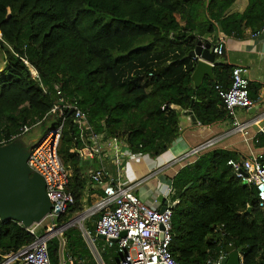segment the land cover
Instances as JSON below:
<instances>
[{
    "label": "trees",
    "instance_id": "16d2710c",
    "mask_svg": "<svg viewBox=\"0 0 264 264\" xmlns=\"http://www.w3.org/2000/svg\"><path fill=\"white\" fill-rule=\"evenodd\" d=\"M235 1L0 0V142H10L25 124L47 122L58 89L69 101L78 100L96 131L151 157L179 137L182 110L191 109L201 124L227 117L216 86L230 88L234 66L216 63L215 78L195 88L197 59L190 52L202 35L215 33V22L225 35L238 36L264 25V0H248L243 12L227 14ZM258 89L250 83L251 98ZM59 123L56 118L52 126ZM86 134L74 115H67L59 153L70 169L68 190L75 204L64 221L84 210L92 185L84 174L90 160L73 151L84 147ZM238 157L232 150H209L172 178L177 204L170 249L181 264H208L227 245L242 249L244 264H264V214L256 187L228 165ZM89 218L86 226L95 235L99 213ZM62 238L48 242L52 264H62L61 251L73 264H97L78 226L67 228ZM34 240L20 222L0 219V262Z\"/></svg>",
    "mask_w": 264,
    "mask_h": 264
},
{
    "label": "built area",
    "instance_id": "2783aa9c",
    "mask_svg": "<svg viewBox=\"0 0 264 264\" xmlns=\"http://www.w3.org/2000/svg\"><path fill=\"white\" fill-rule=\"evenodd\" d=\"M0 40H2L1 31ZM225 44V37L219 39L212 45V52L218 56L222 55ZM24 61L29 65L33 76L39 78L38 71L27 60ZM231 81L230 88L217 85L216 89L229 116L234 119V124L242 128L237 121V109L252 108L254 105L249 95L250 81L247 68L241 65L235 66L231 73ZM44 90L46 91L45 88ZM57 97L58 102L53 105L44 119L55 115L60 123L49 128L46 134L33 145L28 159L30 169L40 174L45 180L46 191L53 204L52 210L40 224L26 228L35 236V240L19 251L4 256L0 264H52L48 242L55 236L62 238L64 231L76 224L79 225L91 249L97 254L100 253L97 247L98 235L105 236V245L102 250L114 249L118 255L117 264H181L170 249L173 240V208L177 204V200L173 199L172 182L165 190H161L164 196L163 202L159 201V195L152 202L142 200L135 191L141 181L127 184L120 170L117 178L112 177L106 171L102 161L108 149L113 151V159L118 168L122 166V157H127L130 162H138L142 157L149 155L132 151L119 137L107 136L104 132L96 131L87 113L79 107L77 99L69 101L60 89L57 90ZM67 115H74L78 124L87 133L84 147L73 151H77L84 161L97 158L101 162L87 174L89 182L96 189L98 187L103 190L100 200L86 211L92 215L99 213L95 235L84 224L83 215L86 212L75 216L70 221L61 220L68 215L75 204L74 195L68 190L70 169L59 153ZM32 127L29 124L23 125L20 133L13 136L10 141L25 135ZM260 133L264 134V128H261ZM7 142L2 141L0 145ZM197 152L193 151V153ZM228 165L241 181L256 187L258 208L264 214V152L230 159ZM163 206L166 207L164 211L161 210ZM43 223H45L43 227L45 231L39 235L37 231ZM225 255L226 252L217 260L209 259L208 264H217ZM69 261L73 264L72 260ZM62 264H65V261ZM240 264H244L242 257Z\"/></svg>",
    "mask_w": 264,
    "mask_h": 264
},
{
    "label": "crops",
    "instance_id": "0c3cea01",
    "mask_svg": "<svg viewBox=\"0 0 264 264\" xmlns=\"http://www.w3.org/2000/svg\"><path fill=\"white\" fill-rule=\"evenodd\" d=\"M206 1L208 3L209 0ZM247 6L248 0H236L227 11V14L241 13ZM215 24L217 29L213 35L204 34L200 38L203 43L210 42L213 45L219 39L225 37V50L222 55H216L215 63H213L214 67L216 63L222 61L234 67L241 65L247 68L250 83L259 88L256 99L252 98L254 105L252 108L237 109V121L242 125L243 129L235 125L234 119L229 115L212 124H201L197 118L196 122L193 121L189 114L191 109L182 110L179 137L173 141L165 153L158 157H151L148 154L149 156L142 157L138 162H130L127 160V157H122V166L118 168L113 159V151L108 149L102 164L112 177L117 178L120 170L122 178L127 184L137 181H141L140 184H143L145 181L147 183L150 181L156 182V186L150 185L152 188L151 192L146 196L138 190L140 185L137 186L135 190L136 194L138 191L139 195L143 198L139 197L144 201L152 202L159 195V201L163 202L164 196L161 190H165L171 185L172 178L182 166L193 161L203 152L217 148L227 149L236 151L239 154L238 158L249 156L251 153L264 152V145H261V137H264V134L260 133L261 128H264V25L255 30L246 28L243 34L238 36L236 34L225 35L218 23L215 22ZM194 62L195 60L191 61V63ZM205 78L210 77L205 76L202 83ZM193 100L195 102V98ZM37 139L32 138V140L28 141L34 145L40 140ZM193 151L198 152L193 153ZM100 163V160L97 158L90 160L86 164L87 168L84 170L85 176L88 178L87 174L90 169H95ZM99 192L102 194H99ZM102 195L103 190L101 188L97 187L96 189L93 185H90L85 191L84 206L89 201L93 203L94 200L95 202L100 200ZM85 241L87 242L86 239ZM87 245L97 264H117L118 255L114 249L107 248L102 250V247L105 245V239H97L100 255L91 249L88 242ZM61 261L62 263L64 262L62 259Z\"/></svg>",
    "mask_w": 264,
    "mask_h": 264
},
{
    "label": "water",
    "instance_id": "95a60500",
    "mask_svg": "<svg viewBox=\"0 0 264 264\" xmlns=\"http://www.w3.org/2000/svg\"><path fill=\"white\" fill-rule=\"evenodd\" d=\"M190 56L197 59L192 73L195 88L202 84L205 76L215 78L213 63L216 55L212 52L210 42L203 43L199 40ZM189 114L196 122L191 110ZM32 147L31 142L24 141L21 137L0 145V219L20 222L26 228L40 224L53 207L44 178L33 172L28 165ZM165 208L163 206L161 210L164 211ZM251 210L249 207L247 212ZM98 238L105 239V236L99 234ZM241 252L242 249L227 245L226 255L217 264H240ZM61 257L65 264H70L64 251Z\"/></svg>",
    "mask_w": 264,
    "mask_h": 264
},
{
    "label": "rangeland",
    "instance_id": "374dc122",
    "mask_svg": "<svg viewBox=\"0 0 264 264\" xmlns=\"http://www.w3.org/2000/svg\"><path fill=\"white\" fill-rule=\"evenodd\" d=\"M3 58H4V53H3V50L0 47V69H2V67L4 65V63H3L4 59ZM55 120H56V116L53 115V116L50 117L49 120H47V122H42V123L36 124L35 126L32 127V129L28 133H26L25 135H22L21 139L24 140V141L32 140V138H38L37 140L41 139L46 134V132L49 130V128L52 126V124L55 122ZM150 185L156 186V182L150 181L149 183H147L145 181L143 184H140V187H138V190L140 192H143L145 194V196L149 195V193L151 192V189H152L150 187ZM157 186H158V184H157ZM137 195L140 196L138 191H137ZM141 198H143V197H141ZM97 202L98 201L95 202V200H94L92 206H94ZM92 206H90L89 203H86L85 206H84V210L82 212L74 215L73 217L69 218L67 221H70L75 216L77 217L79 214H82L85 211H88L90 209V207H92ZM91 216H92L91 213L86 214V217H85V220H84L85 226L88 223V221L92 220V218H89ZM44 224L45 223H43L42 226H40L39 229H38V234L39 235H42V233H44V231H45L44 228H43ZM76 226L79 227L78 224H76Z\"/></svg>",
    "mask_w": 264,
    "mask_h": 264
},
{
    "label": "bare ground",
    "instance_id": "6f19581e",
    "mask_svg": "<svg viewBox=\"0 0 264 264\" xmlns=\"http://www.w3.org/2000/svg\"><path fill=\"white\" fill-rule=\"evenodd\" d=\"M86 213H87V212H86ZM84 215H85V214H84ZM84 215H83V216H84ZM84 217H86V215H85Z\"/></svg>",
    "mask_w": 264,
    "mask_h": 264
}]
</instances>
